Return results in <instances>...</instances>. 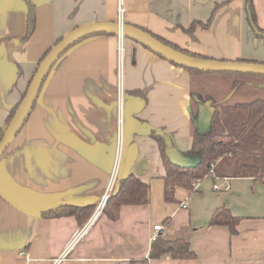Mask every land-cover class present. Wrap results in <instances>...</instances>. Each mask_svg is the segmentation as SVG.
<instances>
[{
  "label": "crops",
  "instance_id": "crops-1",
  "mask_svg": "<svg viewBox=\"0 0 264 264\" xmlns=\"http://www.w3.org/2000/svg\"><path fill=\"white\" fill-rule=\"evenodd\" d=\"M32 1L35 28L26 39V2L0 0V130L59 40L81 26L119 21V0ZM123 1V22L182 49L214 60L264 64V39L247 22L245 0ZM253 1L264 28V0ZM218 4L208 29L186 31L194 21L206 22ZM118 44V36L98 34L70 47L0 157V264H264V184L227 179L231 188L224 191V179L206 177L193 189L177 188L176 203L166 202V170L151 134L168 135L174 148L189 155L191 77L126 38L119 136ZM117 158V177L133 174L150 185L148 205L123 206L118 221L94 212L83 227L75 217L42 216L62 205L98 207ZM221 207L240 218L237 235L209 225ZM158 225L169 238L188 239L197 258L144 263Z\"/></svg>",
  "mask_w": 264,
  "mask_h": 264
},
{
  "label": "trees",
  "instance_id": "trees-1",
  "mask_svg": "<svg viewBox=\"0 0 264 264\" xmlns=\"http://www.w3.org/2000/svg\"><path fill=\"white\" fill-rule=\"evenodd\" d=\"M24 1L28 7L27 39L33 34L35 28V5L32 0ZM230 1L232 0H227L225 3ZM221 5L218 4L215 7L206 22L194 21L186 31L193 32L198 27L208 29ZM245 13L247 22L257 38L264 39V28L259 26L253 0H245ZM151 34L164 44L187 55L210 59L182 49L161 36ZM158 56L165 59L161 55ZM170 63L183 68L191 77L190 110L193 141L189 155L199 159L201 163L196 168L190 169H182L173 165L166 153L167 149L175 146L172 139L164 133L152 132L151 137L159 146L166 170L164 178L166 202L176 203L177 188L193 189L195 182L202 181L206 177H211L215 181L218 179H252L264 184V76L204 72ZM207 104L214 107L216 113L212 130L201 135L195 126V121L199 106ZM19 105L12 111L5 128L0 130V141ZM150 200L151 187L143 179L133 174L117 177L102 215L110 221H118L123 206L148 205ZM96 209L95 205H62L43 211L42 216L47 219L61 216L75 217L79 226L83 227ZM239 221L240 218L235 217L228 208L221 207L214 212L209 225L226 226L234 236L238 234ZM168 224L169 219H166L164 225L168 226ZM165 256L175 260L197 258L188 239L169 238L162 231L156 240L152 241L149 257L144 263Z\"/></svg>",
  "mask_w": 264,
  "mask_h": 264
},
{
  "label": "water",
  "instance_id": "water-1",
  "mask_svg": "<svg viewBox=\"0 0 264 264\" xmlns=\"http://www.w3.org/2000/svg\"><path fill=\"white\" fill-rule=\"evenodd\" d=\"M98 34H110L131 39L142 46L147 47L155 54L161 55L167 61L192 70L264 76L263 63L230 62L193 57L164 44L162 41L155 38L150 32L125 22H98L81 26L66 34L41 61L25 97L17 108L13 119L7 126L3 138L0 141V157L15 141L31 116L42 86L55 63L74 44L86 37ZM215 113L216 109L208 104L199 106L197 120L195 121V126L197 127L199 134L203 135L212 130ZM166 153L170 162L182 169L196 168L201 163V161L195 157L181 154L176 148H169Z\"/></svg>",
  "mask_w": 264,
  "mask_h": 264
},
{
  "label": "built area",
  "instance_id": "built-area-1",
  "mask_svg": "<svg viewBox=\"0 0 264 264\" xmlns=\"http://www.w3.org/2000/svg\"><path fill=\"white\" fill-rule=\"evenodd\" d=\"M124 14H125L124 1L123 0H119V2H118V15H119V21L120 22H123ZM118 38H119V44H118V61H119L118 73H119V87H120V95H119V110H120L119 136L121 137V134H122V118H121L122 117V115H121L122 114V97H121L122 94L121 93H122V71H123L124 39L125 38L122 37V36H118ZM118 162H119V159L117 158V162H116V165H115V170H114V173L112 174L109 188H108L105 196L103 197L101 203L98 205L94 216L102 214V211H103V209H104V207L106 205V202H107V200H108V198L110 196V193H111V191L113 189L114 183H115L116 178H117ZM224 181H225V184L223 185L222 188H223L224 191H229L231 186L228 183L227 179H224ZM193 186H195V183L193 184ZM214 188L216 190H219L221 187L219 185H215ZM184 207H186L185 204H184ZM162 231H163V226H161V225L155 226L154 234L152 235L151 242L156 240V238L159 236V234Z\"/></svg>",
  "mask_w": 264,
  "mask_h": 264
}]
</instances>
